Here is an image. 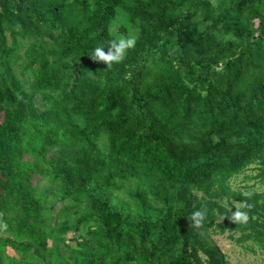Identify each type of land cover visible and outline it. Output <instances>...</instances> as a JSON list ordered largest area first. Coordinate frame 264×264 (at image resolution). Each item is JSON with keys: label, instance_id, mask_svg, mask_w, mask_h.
Listing matches in <instances>:
<instances>
[{"label": "trees", "instance_id": "obj_1", "mask_svg": "<svg viewBox=\"0 0 264 264\" xmlns=\"http://www.w3.org/2000/svg\"><path fill=\"white\" fill-rule=\"evenodd\" d=\"M255 182L264 0H0V264H229L212 233L264 255Z\"/></svg>", "mask_w": 264, "mask_h": 264}, {"label": "clouds", "instance_id": "obj_2", "mask_svg": "<svg viewBox=\"0 0 264 264\" xmlns=\"http://www.w3.org/2000/svg\"><path fill=\"white\" fill-rule=\"evenodd\" d=\"M136 41L137 37L135 35L130 34L128 36H120L116 39L110 40L106 46H97L90 54V57L93 60L103 61L108 67H111L113 63H119L125 58L127 51L135 47ZM105 47H107V51H105ZM251 195V192L243 193V196L245 197H251ZM250 207L251 205L243 203L235 208L234 212L232 211V208H226V216L234 222L246 223L249 219V215L248 212L243 211L242 209ZM228 213H230V216L227 215ZM206 215V208L192 213L191 221L194 226L199 228L205 221Z\"/></svg>", "mask_w": 264, "mask_h": 264}, {"label": "rangeland", "instance_id": "obj_3", "mask_svg": "<svg viewBox=\"0 0 264 264\" xmlns=\"http://www.w3.org/2000/svg\"><path fill=\"white\" fill-rule=\"evenodd\" d=\"M249 170L247 173H252ZM244 179V174H241L235 179L234 184H241ZM253 182V181H251ZM257 188L260 190L264 189V186L260 182H255ZM60 202L58 203V206ZM211 239L221 248L226 254L229 264H264V255L255 254L248 251L241 245H238L234 240L230 239L227 234H211ZM9 255L18 256V251L12 247L7 249Z\"/></svg>", "mask_w": 264, "mask_h": 264}]
</instances>
